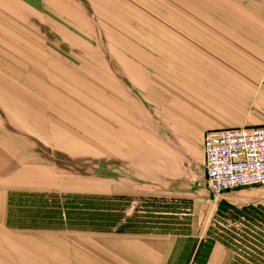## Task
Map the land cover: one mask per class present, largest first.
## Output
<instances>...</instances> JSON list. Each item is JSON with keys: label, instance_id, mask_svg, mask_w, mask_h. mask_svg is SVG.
I'll return each instance as SVG.
<instances>
[{"label": "rangeland", "instance_id": "rangeland-1", "mask_svg": "<svg viewBox=\"0 0 264 264\" xmlns=\"http://www.w3.org/2000/svg\"><path fill=\"white\" fill-rule=\"evenodd\" d=\"M41 1L0 0L1 55L15 62L0 61V98L12 100L10 126L0 115V160L12 163L0 174V264H116L119 232L145 231L186 236L177 248L187 253V264H207L211 252L210 264H242L221 241L230 242L247 220L264 230V186L213 197L200 147L188 158H172L174 133L159 124L167 107L153 99L175 92L169 80L157 78L167 64L171 69L187 60L196 41L232 40L234 49L223 40L214 46L237 60L238 46L247 44L253 63L263 60L264 21L253 18L260 15L240 20L242 0H132L143 3L119 8L102 0ZM261 76L257 84L264 86V71ZM195 81L187 91L202 107L193 109L224 110L227 84ZM2 108L0 101L5 114ZM25 112L20 126L16 119ZM40 151L53 155L57 174L27 168L39 163L32 156ZM35 177L53 184L31 189ZM246 189L262 195L257 201L226 198L249 195Z\"/></svg>", "mask_w": 264, "mask_h": 264}, {"label": "crops", "instance_id": "crops-1", "mask_svg": "<svg viewBox=\"0 0 264 264\" xmlns=\"http://www.w3.org/2000/svg\"><path fill=\"white\" fill-rule=\"evenodd\" d=\"M88 1L89 5L97 4L95 0ZM102 1L107 4L114 5L118 8L119 3H143L140 1L135 2L132 0ZM41 2L46 3L47 1L43 0ZM50 4L51 3H48L46 5ZM242 4L243 6H240L238 8V14L241 17L240 20H249L252 19L251 17H249V15L253 16L259 14L260 16H254L253 18L264 21V0H242ZM114 19H119V16H114ZM91 20L87 18L88 22H91ZM97 26L99 27L100 25L97 24ZM136 31L138 33H136L134 36L137 37L140 32L139 30ZM150 31L153 33L156 32L155 29H150ZM207 32L212 36H228L221 34L219 35V33H223L221 32V30H207ZM148 40L154 42L151 37H148ZM221 40L226 42L227 45H230L232 48L237 46L232 40L229 39H219L214 41ZM214 41H196L194 45L195 49H193L192 45H190L193 53H186L187 60L180 61L176 66L173 65L171 69H168L167 64L166 67H164V75L160 76L157 79L165 80V83H167L166 80H169L168 83L173 86V88L170 89L174 90L175 92L170 93L171 96H169V98L161 99L154 97L153 99L155 103L157 101L162 102L169 109L168 111L167 108L164 110V117H162V119L159 121V124L164 125V127H166L168 131L174 133L171 139H168L173 143L169 145V149L172 150L171 152L173 154L172 158L177 159L176 154L179 156V158L180 156L188 158V154L192 153L193 148L196 147V150H198V147H200L201 158L203 160L204 166V179V133L208 131L226 129L230 127H240L244 125H264V86H262L261 84H257L258 80H261L260 78H262V71H264V59L260 60V58H256L255 63H253L252 51L248 49L249 47H247V44H243V46H238L242 48L243 51L239 52L241 59L237 60L235 54L229 51H220L216 46H214L217 45ZM5 42L7 44L9 43V45H12L13 47L17 45L15 43L12 44V41L9 39H6ZM1 45L9 50L13 49L9 46H6V44ZM187 45H189V43H187ZM246 48L248 49L247 51H245ZM106 49L107 51H109L108 48ZM1 54H5V51L0 50V61L2 62L3 60V62L6 63L5 65L7 67H11V64L13 63L15 64V62L12 60V58H14L12 55L8 54V57H3ZM188 58H190V60H188ZM252 65L254 67H252ZM167 70L173 71L174 74L171 75L172 73ZM191 80H197L193 83H199L202 80L224 81L225 84H227V91L222 89L221 92H226L230 100L224 110L220 111L217 108V110H212L205 114L196 112L193 109V105L202 107V104L195 103V99H197V96L192 97L191 94H188V84L191 82ZM202 83L204 82L202 81ZM197 100H199V98ZM0 101L2 102V109L5 111V114L0 112V115L4 118V123H9L10 126L11 118L8 113H10L12 109V100L9 96V98H0ZM139 101L146 105V102L140 99ZM25 114L27 113H20V119H16L19 125L23 121L27 122V120L21 119L23 117L27 118ZM6 117L8 119H6ZM28 121L31 124V127L36 129L37 123H34L30 120ZM148 124L152 125V123ZM1 137L2 136L0 135V138ZM4 138L6 137L4 136L3 139ZM31 143L32 145L40 144V142L38 141H36V143ZM51 144L53 146H56L57 142L52 141ZM3 145L7 149H10L8 143H2L1 146L3 147ZM37 148L40 149L41 147L38 146ZM9 155H7L6 157L10 158ZM41 156H46L49 158L43 159V157ZM51 156L53 155H45L44 152L40 151L37 156H32L36 158L39 163H37L35 166L29 165L27 166V168H35V175H45V173L53 174V172L54 174H57V168H53V158ZM6 161L8 163L0 160L2 164L0 166V174H2L3 176L7 174L12 168L11 158L7 159ZM35 178H38L39 182L29 185L32 186L31 189H41L42 187H49L51 184H53L44 183L46 182V180L50 179L49 177ZM246 190L248 191V189ZM208 192L211 193L209 190ZM248 192L249 195L246 193V191L236 192L233 196L230 194H226V198L236 202H241L244 200L257 201L259 196L262 195V190L258 192L256 189H251ZM259 200H262V198H260ZM184 237L186 236H173L172 234L168 235L165 233H155L151 231L133 233L119 232V247H117L119 253H116L119 254V262H116V264H187V253H181L177 248V245H181V241L186 242V239ZM213 257L214 253L211 252L207 264H210Z\"/></svg>", "mask_w": 264, "mask_h": 264}, {"label": "built area", "instance_id": "built-area-1", "mask_svg": "<svg viewBox=\"0 0 264 264\" xmlns=\"http://www.w3.org/2000/svg\"><path fill=\"white\" fill-rule=\"evenodd\" d=\"M203 147L206 185L213 196L238 187L264 186V125L208 131Z\"/></svg>", "mask_w": 264, "mask_h": 264}, {"label": "trees", "instance_id": "trees-1", "mask_svg": "<svg viewBox=\"0 0 264 264\" xmlns=\"http://www.w3.org/2000/svg\"><path fill=\"white\" fill-rule=\"evenodd\" d=\"M247 222L243 223L245 228H241L240 231L233 230L230 242L224 240L221 242L235 252L238 263L264 264V230L257 231L256 223L250 220Z\"/></svg>", "mask_w": 264, "mask_h": 264}]
</instances>
